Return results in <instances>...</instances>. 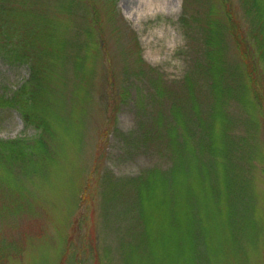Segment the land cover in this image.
Returning <instances> with one entry per match:
<instances>
[{"label":"rangeland","instance_id":"rangeland-1","mask_svg":"<svg viewBox=\"0 0 264 264\" xmlns=\"http://www.w3.org/2000/svg\"><path fill=\"white\" fill-rule=\"evenodd\" d=\"M25 1L27 10L36 8L59 27L54 47L64 46L67 56L43 50L35 56L46 64L55 55L56 63L52 69L47 65L43 76L48 98L40 105L41 116L49 128L44 159L31 161L36 155L30 151L25 160L0 158V175L7 178H0V238L20 247L7 264H264V107L248 87V67L225 16L230 9L234 29L248 37L254 24L250 2ZM211 8H222L219 18L229 23V31L221 29L222 84L233 89L223 97L233 145L228 157H216L192 142L194 189L200 193L203 178V188L213 195L208 194L202 213L201 204L192 212L188 191L180 189L168 192L176 213L158 204L142 219L136 190L121 180L172 166L167 141L173 102L184 116H193L194 100L203 116L212 109V79L195 64L204 51L203 26ZM4 53L0 90L11 95L31 77V61ZM260 70L263 81L264 61ZM188 74L197 96L185 101ZM248 98L254 103L244 101ZM39 130L16 107L0 106V139L30 137ZM204 163L211 168L202 174ZM228 173L243 184L231 193L238 207L229 219L225 203L230 200L216 210L215 197L218 179ZM156 196L150 204L163 203L166 193ZM194 215H202L200 225Z\"/></svg>","mask_w":264,"mask_h":264},{"label":"trees","instance_id":"trees-1","mask_svg":"<svg viewBox=\"0 0 264 264\" xmlns=\"http://www.w3.org/2000/svg\"><path fill=\"white\" fill-rule=\"evenodd\" d=\"M220 1L226 4L225 0ZM243 1L250 2L249 10L251 9V11L254 12V24L250 28L248 37L234 29V16L230 9L227 10L226 8L225 16L230 23L236 45L240 49L243 60L248 67V71L246 72L248 75V87L252 90L255 102L264 107V80L261 81L263 77L261 76L260 70V63L264 61V0ZM23 4H27L25 0H16V3L15 0H0V48L2 46L4 49L5 57L9 54L21 62L31 61L32 74L29 80L25 82V84L19 86L13 94L7 95L0 90V106L7 105L16 107L28 124H34L40 130L37 134L30 137L21 136L12 139H0V158L4 159L3 161L6 162L12 160L16 162L19 160L15 159H24L25 156H27L26 151H30L32 155H36V158L31 159V161H35L37 158V160L44 159L42 155L48 151L49 147L46 141V134L49 128L47 119L41 116L43 110L40 105L48 98L45 94L46 89L44 87L43 76L45 75L44 72H47V67L50 65L52 69L56 66V63L55 55L51 59L46 60V64H41V61L40 64H38L37 59L39 57L35 58V56L42 50L49 53L56 52L59 58L67 56L64 46L59 45L56 49L54 47L53 38L55 34L58 35L57 25L51 23V21L48 20L49 17L41 14L36 8L27 10ZM223 14L224 11L222 8L220 12H218L217 9L214 11L213 8L210 9L209 15L205 18L203 26L204 51L202 52V56L195 62L198 70L204 71L203 75L212 79L210 83L214 98L212 109L207 113L208 115L203 116L200 104L194 100L190 107L193 116L186 115L190 119V121H187L183 110L181 111L177 108H182V106L173 102L171 112L174 122L171 123V126L168 128L169 141H167L171 157L173 158L172 166L167 171L160 167H153L135 177L121 180V185H127L128 183L136 190L135 193L139 202V212L142 219L147 220L149 212L151 211V213H153L158 204H161L162 207H165V209H168L170 212L176 213L174 210L176 207L169 195L171 190L178 191L181 189V191H188L186 204L192 207V212L201 204V213L203 212L202 210H204L205 204L207 205L209 193L203 188V178L199 183L200 193L198 194V191L194 189L197 186L193 183L194 176L189 172V169L193 167L192 159L194 158L193 160L195 161L197 159V155L194 156L195 149L192 143L193 140H196L200 145L201 152L206 151L216 157H228L231 151L233 141L229 138V134L227 133L230 128L231 119L226 115L223 106V97L226 93H233V89H228L222 84V80L226 79L223 75L225 67L221 43V29L225 28L229 31V23L227 24L225 20L224 23L219 18V16ZM64 45L67 47L68 42ZM3 51L1 52L0 49V54L3 53ZM140 60L143 61L142 56ZM187 80L189 88L185 93V101H187L188 98L193 99L197 96L194 90L193 78L189 74L187 75ZM244 101L254 103L253 100L249 98ZM194 114H196V117ZM192 123L195 124L193 127L191 126ZM156 132L157 130H155L154 133ZM27 141L31 144H27ZM46 155L48 156V153ZM187 160L190 162L187 163ZM204 165L206 167L201 168L198 166L202 174L206 172L208 168H211L206 163H204ZM2 176L3 179L7 181L5 174L0 175V178ZM190 178L191 182L189 181ZM218 180L222 182L220 183L219 196L215 195V197L218 198V207L216 210L224 206L223 201L230 200L229 204L225 203V206L227 205L226 207H229L227 208V217L229 219V216H233L238 207L235 206L234 208V202L230 199L231 193L236 184L238 185V183H240L238 187L241 188V190L243 184L239 177H229V173L225 175L224 178H219ZM165 183H167L171 189H169V186L165 187ZM161 190L166 193L165 201L161 203L159 200H156L150 204L149 200L151 196H154L155 200V198H158L156 193ZM240 193L237 191L235 193L237 200L241 197ZM209 195L213 199V195ZM202 215H200L199 218H196L194 215L198 225L202 222ZM247 219H250V217H247ZM227 223H229V221ZM201 225L204 229V224ZM169 226L173 228L171 225ZM183 227L188 228V226ZM172 233H169L168 236ZM150 247L146 251H149ZM19 248L20 247L7 243L0 238V264H7L9 258L12 256V252L17 254L20 251ZM208 254L209 252L206 253V255Z\"/></svg>","mask_w":264,"mask_h":264}]
</instances>
